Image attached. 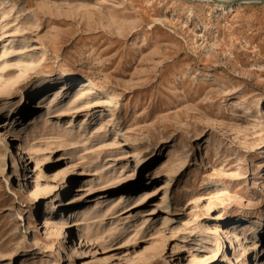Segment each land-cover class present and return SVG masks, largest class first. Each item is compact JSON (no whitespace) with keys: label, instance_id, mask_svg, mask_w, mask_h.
<instances>
[{"label":"rangeland","instance_id":"374dc122","mask_svg":"<svg viewBox=\"0 0 264 264\" xmlns=\"http://www.w3.org/2000/svg\"><path fill=\"white\" fill-rule=\"evenodd\" d=\"M1 107L0 264H264V0H0Z\"/></svg>","mask_w":264,"mask_h":264},{"label":"bare ground","instance_id":"6f19581e","mask_svg":"<svg viewBox=\"0 0 264 264\" xmlns=\"http://www.w3.org/2000/svg\"><path fill=\"white\" fill-rule=\"evenodd\" d=\"M84 78H87L86 76H81V79H84ZM89 78V77H88ZM90 83V81H89ZM88 82H81L79 85H77V90L75 91L74 93V96H75V103L78 104L77 102L80 101V100H83V99H86L87 97L91 96L93 94V91H92V87H90ZM39 97V96H37ZM60 99V94L56 93V90H53L49 96L47 98H45L44 100H42L41 102H39L38 104L35 105V108H39V109H47L49 107H51L54 102H56L57 100ZM45 101H47L46 104H43ZM109 105V101L106 100V99H98L96 100L91 106L95 107V106H108ZM88 108V107H87ZM3 109L4 107H1L0 108V116L3 114ZM0 128L3 126V124H6L8 123V119L7 117L4 118V120L0 119ZM15 147V148H14ZM15 149V152H19V157L21 158V160H23L24 158V154L26 153L25 149H24V146H22V144H20L19 142L15 143L13 145V150ZM23 152V153H22ZM14 153V151H13ZM22 153V154H21ZM14 155L16 156V153H14ZM18 157V158H19ZM21 165H23V162L21 163ZM160 188L159 190H165L168 191L169 190V187H170V182H167L165 184H161L159 185ZM27 193L30 192L29 190L26 191ZM31 193V192H30ZM168 200H170V197L167 198ZM54 212L52 213H49V216H40L38 218V222L40 223H45V224H48L47 226L50 227H54L56 226V222L54 220ZM244 222V221H243ZM248 222H244V227H248ZM76 223L66 219L64 216L61 218V228H68L72 225H75ZM44 226V224H43ZM55 229V228H54ZM52 229V230H54ZM220 233H221V236L222 238H227L228 241L227 243L230 244V243H234L235 242V232L230 229V227H222L220 229ZM75 240H79L80 241V244L82 243H86V239L85 237L82 235V234H79L78 237H75ZM250 264H262V262L260 260H256L254 259Z\"/></svg>","mask_w":264,"mask_h":264}]
</instances>
